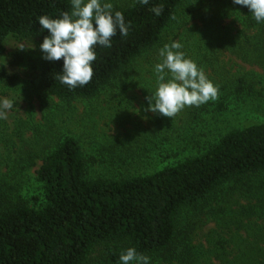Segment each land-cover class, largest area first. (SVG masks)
Instances as JSON below:
<instances>
[{"label":"trees","instance_id":"trees-1","mask_svg":"<svg viewBox=\"0 0 264 264\" xmlns=\"http://www.w3.org/2000/svg\"><path fill=\"white\" fill-rule=\"evenodd\" d=\"M188 1L149 0L145 5L139 0H111L114 10L121 11L125 22L130 23L129 34L122 37L117 32L111 48H96L93 77L83 87L70 89L60 82L63 58L42 59L43 89L49 96L70 104L112 87L139 58L161 45L164 32L174 25L173 17ZM161 4L164 10L156 16L150 9ZM70 10V0H0V56L9 36L43 40L48 32L41 29L38 17L56 18L60 12ZM235 12L242 29L238 38L231 37L236 43L234 53L253 64L264 62V23L258 24L246 7L237 5ZM250 30L254 35L245 36V31ZM217 32L222 40L232 35L231 31L227 36ZM246 37L254 48V58L246 59L241 54L247 49L241 42ZM259 65L264 68L263 63ZM245 80L248 79L217 83L215 100L189 108L193 120L200 114L225 110L232 97L243 101L258 93ZM174 142L196 147L195 142L182 138ZM202 147L196 154L153 173L118 177L91 171V161L96 160L83 151L73 136L61 137L42 156L28 154L21 159L27 162L26 168L35 165L36 157L42 160L35 178L40 195L36 205L31 206L17 193L16 186L1 182L0 264H118L121 250L128 247L149 256L151 264H197V253L202 251L192 244L197 223L204 217L216 221L219 228L231 226L230 199L225 205L223 199L220 201L230 198L225 189L253 174L264 176V120L219 134ZM262 205L239 204L244 215L234 219L237 233L248 232L252 222L263 229L257 223L264 219V201ZM183 213L188 214L185 219ZM207 240L211 247L223 251L232 242L218 230H213ZM256 242V238L239 241L240 248L247 246L250 252L238 261H248L233 264H264Z\"/></svg>","mask_w":264,"mask_h":264},{"label":"rangeland","instance_id":"rangeland-1","mask_svg":"<svg viewBox=\"0 0 264 264\" xmlns=\"http://www.w3.org/2000/svg\"><path fill=\"white\" fill-rule=\"evenodd\" d=\"M236 8L232 0H189L178 10L174 25L164 32L158 48L139 58L112 87L95 97L70 104L49 96L41 85L40 44L43 40L9 36L4 44L5 52L0 56V97L13 99L15 103L8 118L0 120V184L16 186L17 193L29 205L35 206L40 195L35 178L42 160L36 157L35 165L26 168L27 162L21 159L32 153L42 156L63 136L75 137L83 151L96 160L91 161V171L95 174L132 176L153 173L175 164L203 150L202 146L215 141L219 134L250 122L263 121L264 97L259 92L264 96V68L259 64L264 62L253 64L234 53L236 43L231 37L238 38L242 29ZM217 31L224 32L225 36L231 31L232 35L222 40ZM252 35L253 30L245 31V36ZM173 41L183 45L181 51L203 68L215 85L233 79H248L245 82L251 83L258 93L243 101L232 97L225 110L200 114L194 120L189 112L191 106H186L172 118L147 112L146 97L155 91L154 65L159 62L158 50ZM241 42L247 47L241 53L246 56L244 58H254L249 39L246 37ZM21 46L23 49L19 48ZM168 137L169 140L165 139ZM178 138L195 142L196 147L175 143ZM225 191L230 193V198L220 197V201L223 199L225 205L230 199L228 216L231 226L219 228L216 221L201 218L192 235V244L202 250L197 253V264L248 261H238L250 252L247 246L240 248L238 242L254 238L263 253V263L264 219L257 221L263 229L252 222V229L249 227L248 232L241 230L238 233L234 219L244 215L239 204L261 207L264 176L253 174L250 179L243 178L230 184ZM182 215L185 219L188 214ZM213 230H218L228 240L232 239L226 250H217L209 244L207 239ZM203 251L207 252L201 256ZM256 259L259 261L260 256Z\"/></svg>","mask_w":264,"mask_h":264},{"label":"clouds","instance_id":"clouds-1","mask_svg":"<svg viewBox=\"0 0 264 264\" xmlns=\"http://www.w3.org/2000/svg\"><path fill=\"white\" fill-rule=\"evenodd\" d=\"M70 3V11H62L56 18L41 15L37 22L48 32L40 44L42 59L63 58L58 78L74 89L91 81L96 48H111L117 32L126 37L130 23L125 22L121 11L114 10L111 0H70ZM139 3L147 5L149 0ZM232 3L246 7L258 24L264 23V0H232ZM150 10L160 16L164 7L161 4ZM182 48L178 41L159 48V62L154 65L155 91L146 97L147 112L172 118L186 106L199 107L217 98L218 86L208 79L203 68L186 57ZM14 103L13 99L0 97V120L8 118ZM118 264H151V258L135 247H128L121 250Z\"/></svg>","mask_w":264,"mask_h":264}]
</instances>
